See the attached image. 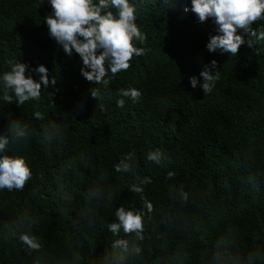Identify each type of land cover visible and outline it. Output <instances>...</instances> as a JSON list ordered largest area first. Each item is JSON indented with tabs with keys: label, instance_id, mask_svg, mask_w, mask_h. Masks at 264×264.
I'll return each instance as SVG.
<instances>
[{
	"label": "trees",
	"instance_id": "16d2710c",
	"mask_svg": "<svg viewBox=\"0 0 264 264\" xmlns=\"http://www.w3.org/2000/svg\"><path fill=\"white\" fill-rule=\"evenodd\" d=\"M130 2L147 36L134 43L149 51L126 72L109 73L104 85L87 81L78 54L67 56L50 38L48 0H0V74L12 60L26 63L35 80L31 69L40 65L56 80L39 101L0 99V133L10 135L16 121L30 134L7 154L22 156L32 172L22 191L0 190V264H117L118 239L141 249L129 251L126 264H247L250 256L264 264V40L245 36L236 57L209 53L215 25L185 12L190 0ZM252 27L264 32V20ZM212 60L219 80L204 94L189 77L201 82ZM128 88L141 92L139 101L123 98L117 107L119 90ZM156 149L162 165L146 159ZM128 153L131 170L116 171ZM146 178L151 183L142 184ZM133 184L143 193L131 192ZM121 205L145 213L142 241L108 231ZM21 232L37 236L42 248L29 250Z\"/></svg>",
	"mask_w": 264,
	"mask_h": 264
},
{
	"label": "clouds",
	"instance_id": "9594fccd",
	"mask_svg": "<svg viewBox=\"0 0 264 264\" xmlns=\"http://www.w3.org/2000/svg\"><path fill=\"white\" fill-rule=\"evenodd\" d=\"M168 2V0H164ZM52 12L44 17L48 28V34L64 53L71 57L73 52L81 58L83 67L81 75L94 84L107 85L106 77L111 74L115 78L120 72H126L131 67L133 57L144 56L149 49L137 47L136 43L144 45L147 36L136 23L137 7L130 0H48ZM115 10V13L112 10ZM185 12L195 15L197 22L204 23L209 19L215 25L217 34L211 35L206 44L209 53L219 51L236 57L239 49L245 44V36L264 40V32L257 33L252 25L264 20V0H190V7L184 8ZM249 47L254 41H247ZM8 71L0 74L2 84V99L5 103H15L22 106L28 101H39L41 92L49 84L55 85L56 80L49 79L48 70L40 65L34 69L39 75L35 80L31 75H26L28 65L18 61L9 60ZM217 61L212 60L203 66L200 72L202 81L198 83L195 76L189 77V83L193 89L200 87L204 94L210 93L215 83L219 80ZM88 69V70H85ZM91 97L98 100L99 90L90 89ZM122 97L116 101L117 107L125 105V99L129 98L133 103L139 101L141 92L136 88L120 89ZM103 110V105H101ZM36 119H43V114L34 112ZM10 135L0 133V190L22 191L26 183L31 179L32 172L26 160L22 156L8 155V145L13 141L27 140L29 138L28 126L20 122L9 124ZM133 154L128 153L115 166L118 172H128L132 165L128 162ZM146 159L156 165H162L164 154L159 150L147 153ZM175 174L168 172L167 177ZM142 184L151 183L145 179ZM129 190L133 193H143V187L133 184ZM181 200H186L187 193L183 190L177 192ZM144 208L147 213L154 211L153 204L143 195ZM115 222L107 225L108 231L114 236H119L123 231L125 236L134 235L137 241L144 239V215L141 210L126 209L122 205L115 210ZM14 234V233H13ZM19 239L31 251H39L42 243L37 236L27 232H21ZM114 248H120L122 255L117 257V264H126V254L131 251L139 254L141 249L135 243L129 249L127 240L114 241ZM256 257L250 256L247 264H254Z\"/></svg>",
	"mask_w": 264,
	"mask_h": 264
}]
</instances>
